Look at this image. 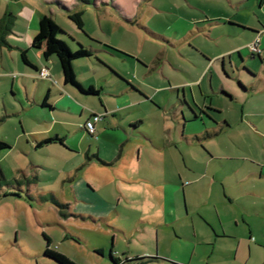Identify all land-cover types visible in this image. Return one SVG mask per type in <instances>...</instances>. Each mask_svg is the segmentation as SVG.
Instances as JSON below:
<instances>
[{
    "label": "crops",
    "instance_id": "0c3cea01",
    "mask_svg": "<svg viewBox=\"0 0 264 264\" xmlns=\"http://www.w3.org/2000/svg\"><path fill=\"white\" fill-rule=\"evenodd\" d=\"M12 1L28 2L29 5L40 4L47 9L50 18L57 9L65 14L54 5L53 0H0V3L5 4V8L8 9L7 6ZM59 1L63 5L76 7L75 0ZM94 4L95 9L105 6L104 9L107 8L111 15L124 25L133 24L137 20L135 18L137 0H94ZM147 6L155 14L169 12V18L172 19L169 36L165 38L155 34V38L167 43L169 49L177 47L180 56L174 55V50L169 51V83L173 86L169 89L176 92V102L171 107L175 109L173 113L175 122H170L169 140L164 138L160 145H157L152 135L139 131L138 126L142 123L139 119L128 120L126 123L121 121L124 116L121 108L125 109L134 104L137 106L158 103L152 97H148L141 82L137 80L132 82L116 70V73L130 85L107 74V78L104 76L100 79L102 85L99 91L114 85L116 91L108 94L112 97H123L126 101L120 103L116 107L118 109L111 106V103H105L104 111L110 106L112 120H107L104 115L103 119L98 121L100 128L95 125L92 135L84 132L82 125L76 128L88 135L90 143L105 137L121 142L120 145H126L136 136H143L146 142L155 148L163 165L166 146L171 149L169 158L171 156L173 161L176 158L174 150L184 158L185 172L178 168V176L170 171L169 176L162 174L161 184L166 182L169 184L161 189L163 194L167 192L168 198L166 202L163 200L159 224L168 226L182 221V226L187 224L189 231H178L181 236L197 241L196 245L204 247L197 250V246H193L186 261L174 259L169 261L178 264H264V0H169L168 3L163 0H149ZM84 8L90 7H83V10ZM137 26L139 30L143 29L142 33L146 31L150 36L154 35L145 26L139 23ZM28 29L26 44H17L16 48L24 49L26 53L29 49H34L31 48V44L40 46L32 56L26 57L36 69L45 67L48 79L37 78L35 69L23 63L26 68H23L20 78L12 77L8 73L9 65L3 59L4 53L0 50L1 65L7 71L3 73L0 69V89L3 81L8 82L13 93L6 98L12 100L13 97V101L22 109L26 104L32 103L47 108L51 116L55 111L72 113L75 110L80 115L83 109L76 108L78 99L74 95L75 89L62 83V80L65 81L64 75L61 76L55 70L56 61L52 53L56 50L48 47L49 37L54 35L47 33V24L42 20L36 21L35 25L29 26ZM68 34L72 40L67 41L65 35L59 33L55 36L64 41L69 49L74 50L76 44L80 43L90 49L91 54L104 64H108L104 57H116L102 51L83 34L84 43L80 41V37ZM93 38L103 43L102 39L95 36ZM255 38L259 39V51L252 54L248 44ZM5 41L7 46L12 45V39L7 34ZM125 54L130 57L116 58L138 68L141 74L154 70V67L144 65L137 55ZM9 56L12 57L11 52ZM47 61L52 63L51 68L46 66ZM74 62L75 59L71 61V70L77 66ZM91 62L96 67H104L95 62L94 57ZM243 67L247 68L248 72ZM59 69H62L61 65ZM32 77L41 82L34 85L30 81L33 85L30 86L29 79ZM74 81L82 88L91 86L94 90L97 89L95 83H86L80 79ZM51 92L57 93L58 96L49 99ZM66 93L70 94L72 99L67 97ZM197 93L205 97L202 103L197 100ZM213 96H217L220 106L213 103ZM208 97L209 103L206 101ZM43 99L45 105H41ZM0 100L2 104L5 101L1 92ZM70 106L74 109L70 110ZM5 112V116L10 114L8 111ZM90 113L92 112L89 111ZM72 130L74 129L66 126L63 130H52L51 135H46L48 132L46 129L24 131L22 134L29 136L26 137L25 143L33 150L49 144L37 145L44 138L57 136L62 139L61 143L53 141L51 144L58 152L79 153V149L76 151L79 142L74 147L66 143V138ZM89 144L82 148L83 156L90 151ZM96 145L99 151V145L97 143ZM138 153V151L135 153V157ZM122 155L123 152L119 151L115 159L122 160ZM89 158H94L100 166H107L105 160L97 154L87 159ZM28 166L34 168L42 165L30 157ZM1 171L4 174L2 168ZM63 181L67 182L68 191L74 196L77 195V200L94 204L99 202L100 206H109L108 202H104L98 196L94 201L85 198L86 191L92 194H95V191L91 184L78 179L75 173L69 172ZM30 186L27 184L25 189L27 195L31 193ZM179 187L182 190L180 200L175 198ZM57 200L61 206L62 202L60 199Z\"/></svg>",
    "mask_w": 264,
    "mask_h": 264
},
{
    "label": "rangeland",
    "instance_id": "374dc122",
    "mask_svg": "<svg viewBox=\"0 0 264 264\" xmlns=\"http://www.w3.org/2000/svg\"><path fill=\"white\" fill-rule=\"evenodd\" d=\"M148 1L137 0L135 10L137 20L130 25L121 23L107 8L104 9L105 6L99 9L91 6L82 10V27L86 35L102 39L103 43L125 53L137 55L144 65L154 67V70L141 74L138 68L111 56L103 58L108 63L105 64L107 66L105 68L96 67L91 62V59L96 57L92 54L75 58L74 63L77 66L72 69L73 76L75 74L72 79L95 83L98 89L84 92L71 80H62V83L75 89L74 95L78 99L76 108L83 109L80 115L75 110L72 113L55 111L51 116L47 108L32 103L26 104L22 109L13 101V97L12 100L6 98L13 92L10 91L8 82H2L0 92L3 93L5 101L2 104L0 100V140L5 141L10 148L0 151V166L4 172V180L0 183L10 184L12 187V183L19 181L20 189L11 188L7 193L16 195L10 194L0 199V264H57L42 253L45 245L44 236L50 241L48 246L50 251L60 253L76 264H112L109 258L110 251L119 258L157 255L163 259L183 262L190 257L193 246H197V250L204 247L196 245L197 241L181 236L180 230L189 231L187 224L182 226V221L168 226L159 224L163 200L166 202L168 198L167 192L163 194L161 189L169 184L168 182L161 184L162 174L169 176L170 171L178 176V168H182L184 172L186 170L185 160L178 151L174 150L176 158L173 161L171 156L169 158L171 149L166 146L163 165L155 148L147 143L143 136H136L126 145H120L121 142L105 137L90 143L88 135L76 128L83 125L89 111L93 114H104L106 119L111 121L110 106L104 111L105 103H111V106L118 109L116 107L126 101L123 97H112L108 94L116 91L114 85L99 91L102 85L100 79L104 76L107 78L110 74L113 76L110 71L112 70L114 73L117 71L123 74L132 82L136 80L141 82L148 97H152L158 103L137 106L134 104L125 109L121 108L124 113L121 121L126 123L128 120L139 119L142 122L138 126L139 131L152 135L157 145H160L164 138L169 140L170 122H175L173 119L175 109L171 107L176 102V92L169 89L173 87L169 83V51L174 50L173 54L177 56L179 54L177 47L169 49L167 43L155 38V34L165 38L169 36L172 19L169 18V12L152 13L148 9ZM7 7L8 9L5 8V4L0 3V18L6 11H10L12 18L7 35L12 39V45L1 44L0 50L4 53L3 59L9 65V75L19 79L26 66L20 60L21 50L16 48V45L26 44L29 26H34L36 21L40 22L49 16L47 9L37 3L29 5L28 2L12 1ZM51 18L63 31L78 36L81 42H85L82 32L67 19L66 14L57 9L53 11ZM138 23L154 35L150 36L145 30L142 33L143 29L137 28ZM201 36L203 37V34ZM36 45L31 44V48L34 49H29L25 55L30 57L35 50H39L40 46ZM9 52L12 53V57L9 56ZM52 57L56 61L55 70L63 76L64 71L59 69V58L55 52L52 53ZM1 62L0 55V65ZM46 66L51 68L52 63L47 61ZM0 69L3 73L7 72L3 65ZM30 81L34 85L41 82L32 77L29 79L30 86H33ZM171 82L174 83L172 80ZM56 96L57 93L51 92L48 98ZM66 96L72 99L70 94L66 93ZM203 99L205 97L197 93V100L202 103ZM206 101L209 103L210 98H206ZM213 103L221 105L217 96H213ZM72 109L74 107L70 106V110ZM5 111L10 114L5 116ZM98 123L94 122V126L100 128ZM66 126L74 129L67 136L66 143L74 147L79 142L76 150L79 149V153L58 152L52 142L33 150L25 143L26 137L29 136L22 134L24 131L46 129L48 130L46 135H51L52 130H63ZM94 131L95 127L93 133ZM119 131L122 132L120 129ZM96 143L99 145V151ZM88 144L90 151L83 156L82 148ZM119 151L123 152L122 160L115 159ZM137 151L139 153L136 154L138 157L136 162ZM96 154L105 160L107 166H100L94 158L87 159ZM30 157L42 166L30 168L28 166ZM69 172L75 173L78 179L88 182L93 187L95 194L86 191L85 198L94 201L98 196L104 202H108L109 206H100L99 202L94 204L77 200V195L74 196L68 191L67 182L63 181ZM27 184L31 185L30 195L25 192ZM181 191L179 187L175 198L180 200ZM52 196L56 198L57 203V199H60L62 205L55 206L50 201ZM194 218L197 219V216L194 215ZM147 264L167 262L159 260Z\"/></svg>",
    "mask_w": 264,
    "mask_h": 264
},
{
    "label": "trees",
    "instance_id": "16d2710c",
    "mask_svg": "<svg viewBox=\"0 0 264 264\" xmlns=\"http://www.w3.org/2000/svg\"><path fill=\"white\" fill-rule=\"evenodd\" d=\"M4 1H8V0H4ZM76 1V7L75 6H66L63 5L59 0H53L52 2L54 3L55 6H57L58 8H60L61 11H63L66 14V17L69 21H71L74 26L80 30L82 32V34L90 41L95 43L102 51H105L113 56H116L118 58L121 59H125L128 58L130 56H128L127 54L121 52L120 50L113 48L107 44L104 43H100L90 37H88L83 30V23H82V10L83 7L89 6L92 8L95 7L94 4V0H75ZM80 1V2H77ZM57 3V4H56ZM80 5V6H79ZM72 7L74 9H72ZM79 7V9L77 8ZM11 18L12 15L10 14V12L6 11L2 17L0 18V45L1 44H5L7 45L6 41H5V35L7 34V32L9 31V24L11 23ZM42 22H46L47 24V33H51L54 36L49 37V42H48V47L50 49H55V53L59 58L60 61V65L62 70L64 71L63 75H64V80H71L72 82H74L76 84V82L74 81V79H72V70H71V61L77 57L80 56H89L91 54L90 49L84 47L83 45H80V43H77V47L74 50H70L69 47L66 45V43L64 41H62L61 39L57 38L55 35L57 33L59 34H63L65 35V37L67 38V40H72V37L66 33L65 31H63L50 17H47L45 20H42ZM50 51V50H49ZM20 60L21 62L26 65L27 67H30L32 69H35V71H38V69H36V67L30 63V61L27 59L26 55H25V50L22 49L20 52ZM95 62H98L99 64L103 65L104 67H107L104 63L100 62V60H98L97 58L94 57ZM245 71L248 72V69L243 67ZM110 70V69H108ZM113 74L114 77L119 78V80L125 82V84H127L128 86L130 85L128 82H126L121 76H119L117 73H114L112 70H110ZM80 90L84 91V92H93L95 91L92 87H87V88H82L81 86L77 85ZM224 92V91H223ZM225 93V92H224ZM226 94V93H225ZM41 105H45L44 99L41 103ZM95 115L93 113L89 114V117L85 120L89 121L92 119V116ZM103 119L104 114H101ZM1 119V118H0ZM99 120V121H101ZM82 125V130L84 132H86L88 135H92V133L88 132L85 127L84 124ZM93 128H94V124H93ZM56 141L58 143H61L62 139L60 137L57 136H51V137H47L44 138L41 143H38L37 145L43 144V143H50ZM9 148V145L5 142L0 140V151L6 150ZM100 163H102V161H100ZM4 180L3 178V174L0 168V181ZM19 181H15L14 183H12V187H10V184H6V183H0V199L7 197L8 195L12 194V196H15V193H7V190L11 189H20L19 186ZM50 201H52V203L55 206H59L60 204L57 203L54 199V197H50ZM44 241H45V245H44V249H43V255L51 260H53L54 262H56L57 264H76L73 261L69 260L67 257H65L64 255L60 254V253H56L53 251L49 250V239L47 237L44 236ZM109 258L112 262V264H147L153 261H159V260H164L165 262H167L168 264H178L175 261H169L168 259H163L161 257H158L156 255L154 256H134L131 258H128L126 256H123L121 258L114 256L111 251L109 253Z\"/></svg>",
    "mask_w": 264,
    "mask_h": 264
},
{
    "label": "built area",
    "instance_id": "2783aa9c",
    "mask_svg": "<svg viewBox=\"0 0 264 264\" xmlns=\"http://www.w3.org/2000/svg\"><path fill=\"white\" fill-rule=\"evenodd\" d=\"M258 43H259V39L255 38L252 42H250L248 44V48H249V50L251 51L252 54L258 53V51H259ZM35 76L37 78H40V79L46 78L48 76V71H47V69L45 67H41V68L38 69V71H36V75ZM101 118H102L101 114L93 115L91 120L85 122V124H84L85 129L88 132L92 133L93 132V124H94V122L101 120Z\"/></svg>",
    "mask_w": 264,
    "mask_h": 264
}]
</instances>
